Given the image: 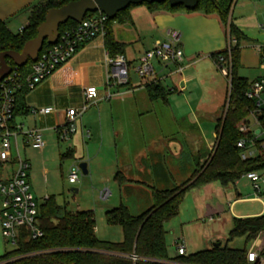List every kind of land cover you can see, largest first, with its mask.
<instances>
[{"label":"crops","instance_id":"1","mask_svg":"<svg viewBox=\"0 0 264 264\" xmlns=\"http://www.w3.org/2000/svg\"><path fill=\"white\" fill-rule=\"evenodd\" d=\"M41 1L0 0V20L11 31L19 32L21 28L29 24L30 9ZM251 1L246 0L240 4L236 14H234L237 9V6L234 8L235 3L231 10L233 22L247 36V40L242 42L244 46L240 51V68L250 70L248 75H252V78L245 75L240 76L247 78L249 82L264 77V67L261 66L260 56L256 51L257 46L264 45L255 40L254 34H252L256 27V21H259V16L255 9L250 7L252 6ZM247 9H252L251 13H253L248 17H246ZM128 13L132 22L118 24L132 26L134 34L131 38L119 37L112 26L115 39L127 44L124 54L121 55L129 61L128 47H131L135 54L132 59L139 63L145 51L151 49L157 40L168 39V32L175 30L181 35L180 47L184 51V59L181 63L183 69L179 71L176 64H162L154 60V75L141 77L136 72L137 79L130 76V82L127 85H109L106 81V66L108 57L111 55L105 46V36H98L82 45L73 58L62 64L38 86L30 90L23 98L25 108L15 116V120L24 129L41 130L46 141L42 150L31 148L29 151L34 152L32 155L24 153L31 163L30 182L37 200L41 197L45 200L54 195L48 192L52 171L45 166L44 156L53 152L50 137L56 136L57 143L64 142L59 139L57 129L64 125L66 111L69 108L83 112L76 123V132L67 141L69 143L67 150L60 155L61 160H71V165L86 162L89 173L93 158L92 150L96 152V156H102L105 153L110 156L112 152L113 159L108 163L110 170L108 174H114L115 178L118 172H122L130 180L120 185L115 179L120 194L137 192L148 193V195L151 193L152 195L155 189L174 187L179 175L175 176L172 173L170 168L173 166L168 164V160L170 154L178 160L182 156V142L174 136L177 133L184 134L185 142L192 145V149L198 153L199 159H204L203 162L208 156L202 154L201 151L203 149L211 151L214 147L215 143L208 146L203 137L200 123L204 119L216 121L221 111L203 109L201 105L195 107L193 102L197 99L201 101L202 96L195 92L198 87L204 85L203 82L206 85L210 83L215 87V82L212 83L214 76L210 77L209 75H213L215 69L220 70V68L212 55L229 45V35L220 18L216 14L207 15L199 11L192 13L151 11L145 5L133 6ZM251 21L252 23H250ZM260 35L264 36V32ZM141 44L144 50H137ZM185 72L188 75L184 76ZM201 77H205V79ZM154 82L162 86L165 98L151 96L149 87ZM89 86L97 87L98 97L94 103L84 109V92ZM182 87L184 90H181ZM186 91H189L188 94L185 93ZM176 93L185 94L176 95ZM183 102L184 107H188L186 111L182 109ZM45 107H52L53 111L48 114L33 112V110ZM170 127H177L178 130L174 131ZM92 132H96L95 144L91 136ZM87 138L91 139L90 142H87ZM200 161L203 163L202 160ZM191 174V172H185L184 175L189 176H185L186 178L182 182L188 179ZM42 177L46 184L44 189L34 184ZM106 179L108 181V178ZM239 180L233 185L236 186ZM74 191L78 190L74 189ZM102 191H108L109 196L111 195V190L108 188ZM194 191L211 194V197L207 196L208 200L204 199L200 207L198 206L199 213L194 218L195 221H202L203 224L198 222L191 226L195 229L198 225V231L202 237L206 238L202 239L199 235L195 237L192 234L184 235L183 233L170 238V257L177 255V248L175 249L176 246H174L177 240L181 242L184 240L183 243L189 249V253L209 248L216 243L223 245L226 237L223 234H207L208 225L206 224H215V220L222 222L223 216L228 212L233 215L235 204L242 200L239 191H237L234 200H230L228 189L218 181L193 187L186 193ZM257 200H261L260 197H257ZM263 213L264 209L236 217H251ZM184 228L182 227V231L185 230Z\"/></svg>","mask_w":264,"mask_h":264},{"label":"trees","instance_id":"2","mask_svg":"<svg viewBox=\"0 0 264 264\" xmlns=\"http://www.w3.org/2000/svg\"><path fill=\"white\" fill-rule=\"evenodd\" d=\"M70 1L72 0H42L34 5L30 9L29 24L21 32L11 31L0 20V52L8 49L20 51L27 40L36 36L37 28L44 21L47 11ZM233 2L234 0H200L194 9H187L183 5L171 6L167 1L140 4L151 11H199L207 15L216 14L229 35L228 47L212 55L219 68L223 65L219 57L222 56L227 61L229 72L226 78L229 89L227 102L216 118V137L211 155L203 163L198 161L191 176L179 185L155 189L152 193L153 205L142 213L132 214L123 203L106 211L107 222L118 224L122 228L123 238L119 242L98 237L92 212H69L59 204L55 195L47 197L40 204L37 217L43 236L33 240L28 229L20 227L15 248L0 256V264H249L247 253L251 246L248 244L252 245L261 232H264V213L233 218L229 240L244 237L245 246L242 248L215 244L210 248L170 257L166 230V224L179 215L180 204L189 189L215 181L228 186L236 183L248 171L264 170L263 152L254 158L243 160L241 150L236 145L241 137L239 125L248 116L254 102L245 94L251 82L239 74L240 51L247 36L233 22ZM133 6L136 5H130L115 18L108 20L105 46L111 56L125 52L127 44L115 39L112 26L114 23L132 22L128 11ZM76 25L77 22L69 20L60 25L59 32ZM49 45L45 42L43 50ZM8 62L14 64L10 60ZM31 63L29 61L21 70L28 72ZM149 88L153 98H162L161 85L154 82ZM29 91L23 89L18 93L15 116L25 108L23 98ZM115 179L120 185L130 181L122 172H118ZM132 255H136L137 259H132Z\"/></svg>","mask_w":264,"mask_h":264},{"label":"built area","instance_id":"3","mask_svg":"<svg viewBox=\"0 0 264 264\" xmlns=\"http://www.w3.org/2000/svg\"><path fill=\"white\" fill-rule=\"evenodd\" d=\"M88 13L76 26L59 33L55 43L44 50L42 48L37 60L31 61L28 72L21 70L23 66L11 64V71L0 80V220L2 235L13 245H16L20 227H26L33 240L43 236V231L37 223L40 203L32 191L30 182L31 163L22 149L31 147L42 150L46 145L41 130L24 129L16 122L17 95L23 89L32 90L38 86L62 64L73 58L82 45L98 36L106 35L108 16L101 11ZM22 30L23 28L19 32ZM168 34V39L157 40L151 49L144 52L135 69L139 76L155 74L154 60L162 64H176L179 71L183 69L181 63L184 51L180 47L181 35L175 30L169 31ZM228 50L230 51V48ZM256 51L260 56L261 66L264 67V46H257ZM219 60L223 63L220 70L226 76L229 72L227 61L222 56ZM106 68L107 84L113 86L129 84V62L123 55L109 56ZM181 90H184V87ZM245 94L254 102V106L239 125L241 137L236 145L241 150L243 160L264 153V77L251 82ZM97 97V87H87L84 92V109L94 103ZM51 111L52 107L33 110L44 114ZM82 112L75 108L66 111L65 123L57 129L60 140L68 141L76 132V123ZM80 171L79 164L74 163L70 166L67 173L69 183L75 184L79 181ZM243 176L258 195L264 192V170L248 171ZM101 196L104 199L108 198V191H102ZM175 246L179 255L185 254L186 247L183 242L177 240ZM132 259L136 260L137 256L132 255ZM247 260L249 264H264V232H261L248 250Z\"/></svg>","mask_w":264,"mask_h":264},{"label":"rangeland","instance_id":"4","mask_svg":"<svg viewBox=\"0 0 264 264\" xmlns=\"http://www.w3.org/2000/svg\"><path fill=\"white\" fill-rule=\"evenodd\" d=\"M244 1L246 0H234L233 2V6L235 3L234 8L237 6V9L235 10L234 14H236V12L238 13L240 4H242ZM251 3L252 6L250 7H252V9L254 8L255 12L258 13L259 16V21H256L255 23L256 27L254 31H252V34H254L253 36L255 40L261 42V44L264 45V36L260 35V33L264 32V0H252ZM252 9H247L246 17L253 14L251 13ZM250 23H252V21ZM113 29L115 30L117 35L122 38H127V37L131 38L132 35L134 34L132 26L129 24L120 25L116 23L113 24ZM242 46L244 45L242 44ZM138 49L140 51L144 50L143 45L142 44L139 45L137 47V50ZM128 56L130 58V60L128 61L130 76L133 79H137L138 75L135 69L138 66V61L132 59L135 57V54L132 51L131 47H128ZM249 71L250 70L246 68H240L239 74L252 78L251 77L252 75H248L250 73ZM183 74L184 76L188 75L187 72ZM209 76L210 77L214 76V81L212 80V83L215 82L214 83L215 87H213V85H211L210 83L208 84L209 85L208 86L206 85L205 82H203L204 85L198 87L197 91L195 92L199 96H202V99L201 101H198V99L195 100L193 102V106L196 107L201 105V108L203 109L220 112L224 107L225 103L227 102L229 82L226 76L217 68L215 69L213 75L210 74ZM201 78L205 79V77H201ZM218 82H220L219 85H217ZM188 92L189 91H186L185 93L188 94ZM185 93H179V94L176 93V95H183ZM184 106L185 104L183 102L182 109L185 111L188 110V107L187 106L184 107ZM200 124H201L203 137L206 140L208 146L210 144L213 145L215 143L216 121H214L213 119H204ZM170 129H173L174 131L178 130L177 127H170ZM91 136L94 139L93 142L95 144L96 132H92ZM174 136L182 142V147H183V152L180 160L172 157L171 154L168 160V164L170 166L171 165L173 166L172 168H170L173 171L172 173L175 176L179 175V178L177 179V182L174 185L176 186L180 184L179 182H182V180L186 178L185 176L187 177L189 176V175H184L185 172L193 173L196 167V163L198 161L201 162L200 160H202L203 162L204 159L201 158L199 159L198 157L199 155L192 149V145L185 142L184 134L177 133ZM50 140L53 145V152L50 155L44 156L46 160L45 166L52 171L48 192L56 195L59 204L64 206V208L69 212L91 211L94 215L96 228H97L96 232L99 238L113 242L121 241L123 238L122 228L118 224H110L107 222L105 215L106 211L114 207H118L121 203H123L129 206L132 214L134 215L140 214L143 211H145L147 208H149L151 205H153V197L151 193H149V195L148 193H137V192H133L130 194L127 193L120 194L118 190V185L114 178V174L113 175H111V173L108 174V172L110 171L108 168L109 166L108 163L110 160L113 159V153L111 152L110 156L108 155V153L107 154L105 153L102 156H96V152H93L92 148L91 150L93 155L91 156L93 158L91 162V171L88 174H83V172L80 171L79 181L75 184L69 183L67 179V172L72 162L71 160H61L60 158L61 157L60 155L67 150L69 143H67V141L57 143L56 136L50 137ZM90 140L91 139L87 138V142H90ZM26 148L22 149L23 154L25 152H26L25 154L28 153L30 155L34 153L33 151L32 152L29 151L31 147H26ZM201 152L202 154H207L208 157L211 155V151L209 150L205 151L203 149ZM77 164H79V162ZM180 175H181V179H180ZM106 178H108V181ZM39 180L40 181L38 180L35 181L34 184H37L39 185V187L41 186L44 189L46 185L44 182V177H42L41 179L39 178ZM224 187L228 189L227 193H228V198H230V200H234L237 191L241 193L242 200L238 201L235 204L234 210L232 211L233 215H231L228 212V214H225L223 216V220H221L222 222L215 220V224L212 223L206 224L208 225L206 233L207 234L212 233V235L223 234V236L226 237V241H224L223 246H226V244H228V246L232 248H242L245 246L244 237H238L233 240H229L228 233L231 226H233L232 223L233 217L262 211L264 209V192H261L258 195L254 191L250 182L246 178H244L243 175L242 178H240L239 183L236 184V186L230 184ZM105 188L111 190V195L108 198L104 199L101 196L100 192ZM73 189H77L78 191L75 192ZM207 196L211 197V194H206V193L202 194V193H198L197 191L185 194L184 199L180 204L179 215L175 219H173L172 221L166 224V230L168 232L167 242L169 247L171 246L170 238L172 237L174 238L175 236L178 235L180 236L182 233L184 235L192 234L195 237L198 235L202 237L201 233L198 231L199 230L198 225L195 227V229L193 227L191 228V226L193 224L195 225L198 222L203 224L202 221H195L194 218H196L197 213H199L198 206L200 207L204 199L208 200L209 197ZM257 197H260L261 200H257ZM43 201H44L43 197L38 199V202L40 204L43 203ZM182 227H185L184 228L185 230L182 231ZM205 238H206L205 236L202 237V239ZM248 246H252V245L248 244ZM14 248L15 245L10 243L2 235L1 220H0V255L4 254L5 251L7 250L8 251L13 250ZM187 253H189L188 248L185 254Z\"/></svg>","mask_w":264,"mask_h":264},{"label":"water","instance_id":"5","mask_svg":"<svg viewBox=\"0 0 264 264\" xmlns=\"http://www.w3.org/2000/svg\"><path fill=\"white\" fill-rule=\"evenodd\" d=\"M164 1H167L171 6L183 5L187 9H194L200 0H72L60 7L51 8L47 11L44 21L38 26L36 36L27 40L20 51L8 49L0 52V80L11 71V64L8 60L17 66H24L29 61H36L44 43H55L60 33V25L69 20L79 23L88 12L96 11H101L109 19H113L130 5ZM79 167L83 174H88L86 162H81Z\"/></svg>","mask_w":264,"mask_h":264}]
</instances>
